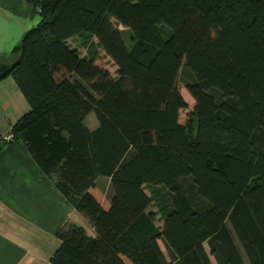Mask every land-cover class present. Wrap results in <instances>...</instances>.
<instances>
[{
	"label": "trees",
	"instance_id": "1",
	"mask_svg": "<svg viewBox=\"0 0 264 264\" xmlns=\"http://www.w3.org/2000/svg\"><path fill=\"white\" fill-rule=\"evenodd\" d=\"M25 1L39 21L0 79L28 109L0 152L18 140L93 232L64 223L50 262L264 264V0Z\"/></svg>",
	"mask_w": 264,
	"mask_h": 264
},
{
	"label": "crops",
	"instance_id": "2",
	"mask_svg": "<svg viewBox=\"0 0 264 264\" xmlns=\"http://www.w3.org/2000/svg\"><path fill=\"white\" fill-rule=\"evenodd\" d=\"M38 21L27 1L0 0V70L11 60L22 35ZM27 109L13 79L1 78L0 138L10 134L12 124ZM66 222L93 235L86 220L39 172L23 145L9 140L0 152V264H53L49 258L59 242L55 234Z\"/></svg>",
	"mask_w": 264,
	"mask_h": 264
},
{
	"label": "rangeland",
	"instance_id": "3",
	"mask_svg": "<svg viewBox=\"0 0 264 264\" xmlns=\"http://www.w3.org/2000/svg\"><path fill=\"white\" fill-rule=\"evenodd\" d=\"M114 25L119 30H121L122 39L125 41V43H127V45H129V41H128L129 36H128L127 30H125L122 26H120L118 24L116 25L114 23ZM158 29H159L160 33L162 34V37L165 36L166 34L170 33V29H167V27L165 25L159 26ZM165 38L166 37H163V39H165ZM66 41H67V43H69L70 46H75L76 43L78 42L76 39L71 40V38H68V40H66ZM91 44L93 45V43H91ZM86 47H88V44H85V46L78 47V52L80 53V55H84L86 53V51H87ZM95 61L102 68L106 69L109 72L111 77L114 76L115 66L112 64L111 60L103 54L102 50L98 51V54L96 56ZM183 66H186V65L183 64ZM189 81H191V75L188 72V70H181L180 75H179V80L176 84V87H177L179 94L184 99V101L186 103V107L183 109H179V111H178L179 116L186 113V111L190 110L192 105H193L192 98L189 96V94L186 92V90L184 88L185 83L189 82ZM84 123H85L86 127L89 129H92L96 126V119H95L93 113H89V115L85 118ZM105 180H106L105 177H98V178H96V181H95L96 186H98L100 188L99 190L96 191L95 196L99 199V201L101 202V204L103 206L106 204L105 200L108 199V197L110 196V193H111L110 188H108V182H107V184H103ZM107 188L109 189V191ZM151 210H155V208L152 206ZM155 218H157V216ZM153 223L156 226H160L159 217L156 220H154ZM85 225H86V223H85ZM234 240L237 243L236 239H234ZM158 244H159L161 251L165 254L164 248L162 247L161 243L158 242ZM203 248H204L205 252L207 253L208 248H207L205 243L203 244ZM208 258H209V261L211 264H215L214 260L212 259V257L210 255H208ZM243 259L245 261L244 256H243Z\"/></svg>",
	"mask_w": 264,
	"mask_h": 264
},
{
	"label": "built area",
	"instance_id": "4",
	"mask_svg": "<svg viewBox=\"0 0 264 264\" xmlns=\"http://www.w3.org/2000/svg\"><path fill=\"white\" fill-rule=\"evenodd\" d=\"M9 137H10V134H9V135H7V136H6V138H4V139H8Z\"/></svg>",
	"mask_w": 264,
	"mask_h": 264
}]
</instances>
